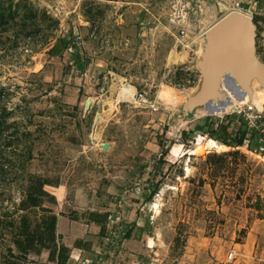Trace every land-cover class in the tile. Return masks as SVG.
Masks as SVG:
<instances>
[{
	"label": "rangeland",
	"instance_id": "obj_1",
	"mask_svg": "<svg viewBox=\"0 0 264 264\" xmlns=\"http://www.w3.org/2000/svg\"><path fill=\"white\" fill-rule=\"evenodd\" d=\"M12 1L19 14L0 29V264H57L14 243L23 216L35 241L49 226L50 213L20 206L33 177L48 183L41 203L65 264H264V157L214 138L247 90L264 102L262 73L192 103L208 30L230 11L253 17L264 64V0ZM65 35L71 49L52 55Z\"/></svg>",
	"mask_w": 264,
	"mask_h": 264
},
{
	"label": "water",
	"instance_id": "obj_2",
	"mask_svg": "<svg viewBox=\"0 0 264 264\" xmlns=\"http://www.w3.org/2000/svg\"><path fill=\"white\" fill-rule=\"evenodd\" d=\"M256 30L253 17L239 11L226 14L208 30L206 60L200 64L205 80L193 104H203L208 99L213 101L215 97L221 99L220 90L226 77L234 80L241 89L240 81L247 85L249 78L260 73L264 78V64L253 51ZM108 147V144L104 146L105 149Z\"/></svg>",
	"mask_w": 264,
	"mask_h": 264
},
{
	"label": "trees",
	"instance_id": "obj_3",
	"mask_svg": "<svg viewBox=\"0 0 264 264\" xmlns=\"http://www.w3.org/2000/svg\"><path fill=\"white\" fill-rule=\"evenodd\" d=\"M15 14H19V13L18 11H14V3L12 0L11 1L9 0V2L0 3L1 30H3L1 27L9 23V21H11L12 17L15 16ZM71 41H72L71 35H65L59 37L57 43L51 49V54L59 55L63 50H67L70 47ZM78 63L81 69H85L87 65L86 61L85 62L78 61ZM240 131H241V135L234 136L229 131V127L223 124L220 127H218L217 132L214 135V138L227 145H230L227 142L231 140L237 146H242L247 136V130L243 127L240 129ZM204 133H207V131L204 130ZM254 134L255 133H253V135ZM46 184L48 183L45 179L39 177H33L26 192V197L20 204L23 210L32 207H40L44 211L50 213L49 226L47 228L46 234L41 235L35 241L34 234L27 231V226H28L27 217L23 216L21 218L22 230H19V232L16 234V239L14 243L18 246L21 252L25 251L24 254H26L27 251H30L32 248H34V244L41 245L42 247L50 250V258L54 262H56L57 264H65L69 259V247L64 244H60V245L57 244V239H56L57 216L53 214L50 209L43 207L41 203V201L45 196L50 195V193H48L44 189ZM154 193H155V189L153 193H151L150 198ZM100 225L102 229H105L106 222L105 221L101 222ZM24 238L26 239V241ZM10 252H12L11 249Z\"/></svg>",
	"mask_w": 264,
	"mask_h": 264
},
{
	"label": "built area",
	"instance_id": "obj_4",
	"mask_svg": "<svg viewBox=\"0 0 264 264\" xmlns=\"http://www.w3.org/2000/svg\"><path fill=\"white\" fill-rule=\"evenodd\" d=\"M182 34L183 38L187 36L185 31H182ZM68 49H71V47ZM252 96L251 93H247L245 101L234 102L226 109L220 117L218 127L223 124L228 127L230 124L238 125L239 128L234 136L241 135L240 129L244 127L247 130V136L242 147H247L252 153H258L259 157H264V102L258 105L254 102ZM133 99L137 106L148 110L149 113H157L161 110L160 101L146 91L136 90ZM209 133L211 134V132ZM253 133L255 134L253 135ZM237 256V249L232 248L227 255V262L234 261Z\"/></svg>",
	"mask_w": 264,
	"mask_h": 264
},
{
	"label": "bare ground",
	"instance_id": "obj_5",
	"mask_svg": "<svg viewBox=\"0 0 264 264\" xmlns=\"http://www.w3.org/2000/svg\"><path fill=\"white\" fill-rule=\"evenodd\" d=\"M230 12H232V11H230ZM229 12V13H230ZM240 12V11H239ZM228 14V13H227ZM135 92H134V90H133V88L132 87H130V88H124L123 89V92H122V94H123V96H128V95H132V94H134ZM94 132V131H93ZM95 134V133H94ZM96 136V135H95ZM223 146V145H222Z\"/></svg>",
	"mask_w": 264,
	"mask_h": 264
},
{
	"label": "crops",
	"instance_id": "obj_6",
	"mask_svg": "<svg viewBox=\"0 0 264 264\" xmlns=\"http://www.w3.org/2000/svg\"><path fill=\"white\" fill-rule=\"evenodd\" d=\"M210 99H208V101H209ZM207 101V100H206ZM209 102H211V101H209ZM209 105H210V103H209ZM195 107V106H194ZM195 108H197V106L195 107ZM210 110H212V109H210ZM208 113V112H207Z\"/></svg>",
	"mask_w": 264,
	"mask_h": 264
}]
</instances>
